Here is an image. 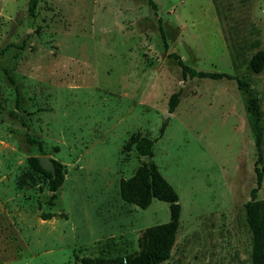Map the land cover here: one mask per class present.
Listing matches in <instances>:
<instances>
[{
  "label": "rangeland",
  "instance_id": "rangeland-1",
  "mask_svg": "<svg viewBox=\"0 0 264 264\" xmlns=\"http://www.w3.org/2000/svg\"><path fill=\"white\" fill-rule=\"evenodd\" d=\"M153 2L156 11L146 0H39L32 17L29 0H0V264L123 256L143 230L167 223L168 203L142 210L120 197L144 161L130 143L137 134L156 140L153 161L181 205L162 264H250L244 205L257 151L245 95L234 80L184 79L169 55L245 79L264 125V70L248 69L264 51V0ZM32 156L64 167L55 198L41 177L24 182Z\"/></svg>",
  "mask_w": 264,
  "mask_h": 264
},
{
  "label": "trees",
  "instance_id": "trees-1",
  "mask_svg": "<svg viewBox=\"0 0 264 264\" xmlns=\"http://www.w3.org/2000/svg\"><path fill=\"white\" fill-rule=\"evenodd\" d=\"M154 11L157 7L153 0H146ZM39 0H29L28 11L30 16L35 17ZM159 21V32L165 50L168 49V36L161 20ZM4 50L0 51V56ZM170 58L177 61L184 79H208L213 81L234 80L238 89L245 95L246 109L249 115L251 131L257 151V160L254 171L256 174V187L250 192V200L244 205V218L251 236L250 264H264V200L257 198V193L264 178V156H263V112L256 93L249 82L243 78L233 77L227 73L197 71L186 65L176 54H170ZM248 69L254 74H261L264 70V51H256L250 58ZM180 92L173 93L168 101V112L173 113L180 103ZM20 99L17 97L16 104L19 108ZM17 110V109H16ZM18 111V110H17ZM17 111H11L12 117H19ZM24 123V122H23ZM165 125L160 129V136L164 134ZM29 143L36 145L42 152V142L28 139ZM156 140L137 134L131 140L134 149L144 159L135 173L128 179L120 182L119 194L121 199L131 205L145 210L153 199L169 204L170 219L167 223L151 226L142 231L137 240L138 250L123 256L114 258H91L82 257L79 264H162L171 258V252L175 246L176 236L180 228L181 205L179 197L173 187L162 176L157 165L153 161V148ZM28 171L24 182L34 181L35 177H41L47 184L48 191L55 198L58 190L65 181L64 167L53 161L54 173L45 171L39 164L38 157L32 156L27 160ZM53 215H45V219Z\"/></svg>",
  "mask_w": 264,
  "mask_h": 264
},
{
  "label": "water",
  "instance_id": "water-1",
  "mask_svg": "<svg viewBox=\"0 0 264 264\" xmlns=\"http://www.w3.org/2000/svg\"><path fill=\"white\" fill-rule=\"evenodd\" d=\"M146 159V158H144ZM39 164L40 166L45 170V171H50L54 173V164L51 159H49L47 156H40L38 157Z\"/></svg>",
  "mask_w": 264,
  "mask_h": 264
}]
</instances>
